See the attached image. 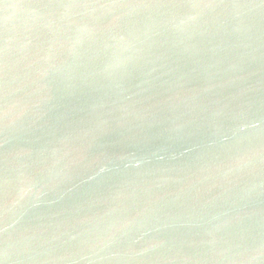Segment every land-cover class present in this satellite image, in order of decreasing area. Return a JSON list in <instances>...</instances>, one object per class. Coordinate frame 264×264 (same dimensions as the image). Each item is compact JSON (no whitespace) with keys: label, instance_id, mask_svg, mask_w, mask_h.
<instances>
[{"label":"water","instance_id":"1","mask_svg":"<svg viewBox=\"0 0 264 264\" xmlns=\"http://www.w3.org/2000/svg\"><path fill=\"white\" fill-rule=\"evenodd\" d=\"M0 264H264V0H0Z\"/></svg>","mask_w":264,"mask_h":264}]
</instances>
